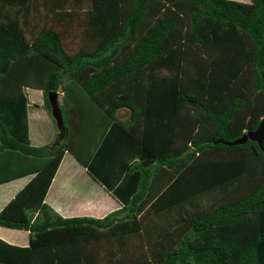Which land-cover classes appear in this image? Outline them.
Masks as SVG:
<instances>
[{
  "label": "trees",
  "instance_id": "trees-1",
  "mask_svg": "<svg viewBox=\"0 0 264 264\" xmlns=\"http://www.w3.org/2000/svg\"><path fill=\"white\" fill-rule=\"evenodd\" d=\"M26 88L60 92L48 145ZM261 119L264 0H0V184L27 179L0 227L29 234L0 264H264V128L214 142ZM65 151L119 208L43 201Z\"/></svg>",
  "mask_w": 264,
  "mask_h": 264
},
{
  "label": "crops",
  "instance_id": "crops-1",
  "mask_svg": "<svg viewBox=\"0 0 264 264\" xmlns=\"http://www.w3.org/2000/svg\"><path fill=\"white\" fill-rule=\"evenodd\" d=\"M27 90L33 92H38V102L37 104L33 101L32 104L35 109H38V105L42 106V93L40 90L37 89H29L26 88L23 90L24 94L26 95L27 102H26V118H27V132L29 142L32 145H48L52 141V137L50 138L49 142H41L47 134H43L42 136L39 134L38 130L31 129L29 126V106H30V96L29 93L26 92ZM35 114V113H33ZM34 136V137H33ZM54 136V135H53ZM40 159V158H39ZM39 159H28L27 162L24 164L25 166L34 164ZM80 176V177H79ZM91 182H89V181ZM27 182V179H16L10 182H4L0 184V209L7 203V201L13 197V195ZM75 182H79L82 184V189L84 193H87L93 199H89V203L91 209L90 210H83L79 212L71 211L73 207H76L78 204L76 201L68 200V192L70 190H76L69 186L74 185ZM89 183L90 185H96L94 179L86 172L83 166H81L70 153L65 151L61 157V160L50 180L49 186L44 194L43 201L48 204L55 212H57L62 217H70V216H82L89 215L94 217H102L105 215L106 212H110L120 207V203L106 190L103 188V192H100V195L97 197L95 196L93 188L88 185L85 186V183ZM97 186H102L98 184ZM72 197V196H71ZM74 199V198H73ZM89 205V204H88ZM99 208H104L102 212L95 213L93 210H97ZM71 211V212H70ZM28 231L24 229H13V228H6L0 227V239L13 245L24 246L28 243Z\"/></svg>",
  "mask_w": 264,
  "mask_h": 264
},
{
  "label": "rangeland",
  "instance_id": "rangeland-1",
  "mask_svg": "<svg viewBox=\"0 0 264 264\" xmlns=\"http://www.w3.org/2000/svg\"><path fill=\"white\" fill-rule=\"evenodd\" d=\"M236 1H248V0H236ZM83 7H85V6H83ZM69 46H70V44H69ZM82 46H83V48L84 47L88 48V46L90 47L89 44L82 45ZM75 47L76 46H73V44H71V46L69 47L68 53L70 55H73L75 52H77V47L76 48ZM26 92L29 93L30 101L32 100L30 102L29 111H28L30 132H31V129H36V130H38V132L41 136L44 133L47 134V136L44 137V139H42V141H41V142L47 143V142H49L51 137L52 138L54 137L53 135L55 134V131H56V127L54 124V120L50 114V110L48 111L45 107L43 108V106H40V105H38V109H35L32 102L34 101L37 104L38 92H36V91L31 92L29 90H27ZM59 95H60V92H58V94H57L58 104H59V99H60ZM33 113H35V114H33ZM89 182H91V181H89ZM94 182L96 183V185L92 186L86 182L85 186L90 185L93 188L92 190L94 191L95 196L97 197V195L99 196L100 192L101 191L103 192L105 189L103 190V187L101 188L100 186H97L99 184L97 181L94 180ZM69 187L76 189V190L74 191L71 189L70 192H68L69 195H68L67 199L68 200L72 199V201L74 200V201H76V203L78 205H80L79 207H82L85 210H90L92 206H90L88 198H90L89 196H91V195L84 193V190L82 189V184L81 183L79 184V182H75L74 185L69 186ZM91 199H93V198L91 197L90 200ZM106 213H108V212H106ZM82 216H89V215L83 214ZM91 217H94V216H91Z\"/></svg>",
  "mask_w": 264,
  "mask_h": 264
},
{
  "label": "water",
  "instance_id": "water-1",
  "mask_svg": "<svg viewBox=\"0 0 264 264\" xmlns=\"http://www.w3.org/2000/svg\"><path fill=\"white\" fill-rule=\"evenodd\" d=\"M46 95H47L50 114L54 120L55 127L58 131V134L62 136L64 134V128L62 124L60 109L58 107L56 92H48ZM263 128H264V119H261L257 124V126L255 127V129L243 133L240 137L232 141H223L221 139H218L214 142H222L227 145H233V144L243 143L246 140H250L256 142L257 145L261 147L262 139H263Z\"/></svg>",
  "mask_w": 264,
  "mask_h": 264
}]
</instances>
